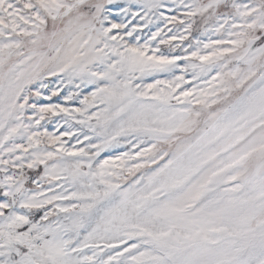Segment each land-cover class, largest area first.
Segmentation results:
<instances>
[{"label": "snow or ice", "instance_id": "1", "mask_svg": "<svg viewBox=\"0 0 264 264\" xmlns=\"http://www.w3.org/2000/svg\"><path fill=\"white\" fill-rule=\"evenodd\" d=\"M0 264H264V0H0Z\"/></svg>", "mask_w": 264, "mask_h": 264}]
</instances>
